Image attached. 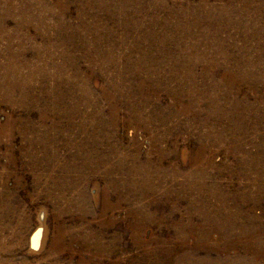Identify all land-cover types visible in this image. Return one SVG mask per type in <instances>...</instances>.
<instances>
[{
  "label": "rangeland",
  "instance_id": "obj_1",
  "mask_svg": "<svg viewBox=\"0 0 264 264\" xmlns=\"http://www.w3.org/2000/svg\"><path fill=\"white\" fill-rule=\"evenodd\" d=\"M0 264H264V0H0Z\"/></svg>",
  "mask_w": 264,
  "mask_h": 264
}]
</instances>
